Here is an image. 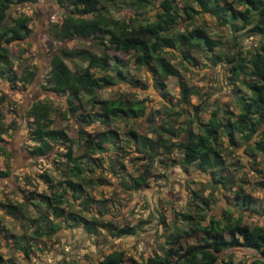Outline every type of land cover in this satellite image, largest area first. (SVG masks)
<instances>
[{
  "label": "trees",
  "instance_id": "trees-1",
  "mask_svg": "<svg viewBox=\"0 0 264 264\" xmlns=\"http://www.w3.org/2000/svg\"><path fill=\"white\" fill-rule=\"evenodd\" d=\"M35 1L37 0H0V78L13 86L18 82L23 86L30 85L35 72L25 71L19 76L14 69L10 45L28 39L31 35V19L23 14L13 18L10 11L14 7ZM111 1L113 0H68V12L47 29V44L52 56L45 78V90L57 96H65L66 112L72 116L78 114L82 124L92 125L98 122L103 130L86 134L82 144L84 153L80 157H73L72 140L65 131L52 128L51 105L37 101L26 110L30 125L29 140L33 142L30 154L43 156L51 151L52 144L68 143L64 156V184L57 183L60 188H56L49 196L40 195L39 201L32 199L30 205L42 208L36 217L28 218L26 209L21 205H2L8 216L23 217L32 224L30 237L6 235L8 239H14V243L26 257L31 253L29 240L50 239L63 228H80L91 238H96L102 232L112 238L134 236L140 228L139 225H117L111 220L104 221L91 214L87 208L92 199L85 194V188L94 185L89 174L94 173L93 166L98 160L93 156L117 149L115 144L118 135L107 129L110 122L136 123L145 114L142 101H129L123 94L115 99L95 100L102 89L117 83L131 86L138 83L112 57L114 53H124L133 65L152 71L161 79L158 85L164 90L162 82L170 76L178 75V70L164 57L165 53L178 55L181 65L186 68L184 62H197L194 52H207V59L213 65H223L224 81L234 96L235 115L227 109L216 107L210 112L206 122H199L197 126L189 128L188 124L198 118L196 112L203 104L202 101L200 105H194L195 114L183 128L175 129L166 122L160 125L159 130L153 129L156 139L138 134L131 128L127 135L147 160L156 158L160 152H166L167 155L176 152L178 160L174 161L175 164H180L185 169L193 167L199 172L210 173L215 182L226 186L231 184L229 178L222 175L215 177L216 171L222 166L223 153H231L242 143L249 144L248 149L251 151L264 155V0H161L155 14L145 19L114 16L108 7ZM127 4L134 10L144 11L149 6H154V0H129ZM197 16L202 19L208 17L230 31V41L223 44L227 45L224 47L229 48L232 54H228L226 48L219 47L222 44L219 40L205 36L201 27H194ZM245 34L258 37L259 42L252 51L243 55L241 46L238 48L239 42L235 39ZM74 38L97 42L101 46V54L68 50L53 44ZM68 62H74L75 67H70ZM179 90V103H187L191 96L201 94V89L187 87L182 82H179ZM162 95L167 96L168 93L164 90ZM4 100V96H0V107ZM93 106H98V113H80L85 108L92 111ZM58 114L63 116L65 113ZM2 117L0 112L1 133ZM151 120L149 118L147 122ZM179 136L181 140L178 139ZM253 137L256 139L252 142ZM120 146L118 148L122 149ZM172 148L176 150L171 151ZM167 160L161 158L158 162L165 164ZM110 168L117 175L112 165ZM148 168L149 164H146L137 170L136 175L122 181L124 191L148 188ZM120 169H123L122 165ZM6 175L7 173L0 174ZM44 177L47 183L53 182L48 175ZM53 187L55 186H51ZM68 197L79 202L81 209L78 212L64 211L61 207L69 202ZM196 197L199 198L197 195ZM239 198L236 193L233 199L236 201ZM252 201L250 195H244L237 206L246 205V208L253 209ZM202 203L204 204L203 201ZM103 205L104 202L101 203V209H104ZM203 210L205 209L198 207L191 213L183 214V224L169 226V233L163 235L165 247H162L161 255L154 254L138 263L126 258L123 251H112L102 254L99 264H122L126 261L130 264H218L221 254L237 247L253 251L259 256L251 264H264V226L250 227L241 221V217L231 214L227 218H210L206 221L207 215L202 213ZM191 238L195 240L189 242ZM7 263L0 255V264ZM220 263L237 264L230 256Z\"/></svg>",
  "mask_w": 264,
  "mask_h": 264
},
{
  "label": "rangeland",
  "instance_id": "rangeland-1",
  "mask_svg": "<svg viewBox=\"0 0 264 264\" xmlns=\"http://www.w3.org/2000/svg\"><path fill=\"white\" fill-rule=\"evenodd\" d=\"M67 1L37 0L14 7L10 11L13 18L23 14L31 19V35L28 39L10 45L14 69L19 76L25 71L35 72V76L32 83L26 86L21 82L13 86L0 78V96L5 98L0 107L3 116V132H0V174L7 173L6 176H0V255L4 261H8L7 264H99L102 254L123 251L126 258L139 263L154 254L161 255V249L165 247L163 235L169 233V226L183 224L182 215L191 213L198 207L205 209L202 213H206V221L210 218H227L231 214L241 217V221L250 227L264 226V155L248 149L249 144L241 143L231 153L222 154L223 163L220 170L216 171L215 177L224 175L231 180V184L223 186L215 182L210 173L199 172L193 167L185 169L180 164H175L174 161L178 160L176 152L167 155L165 164L159 163L158 158L147 160L127 135L133 128L138 134L156 139L157 135L153 133V129L159 130L160 125L166 122L179 130L195 114L194 105H200L202 101L203 104L196 112L198 118L191 127L199 122H206L210 112L216 107L227 109L235 115L234 96L224 81L223 65H213L207 59V52H194L197 62H184V68L178 55L165 53L164 57L178 70V75L170 76L162 82L164 90L168 93L163 96L164 90L158 85L161 82L159 77L149 69L133 65L124 53H114L112 57L129 73L128 76L138 83L136 86L117 83L102 89L95 100L115 99L119 94H123L129 101H142L145 114L136 123L110 122L107 129L118 135L115 144L117 149L93 156L98 159L93 166L94 173L89 174L94 185L86 187L85 194L92 199L87 205L91 214L104 221L111 220L117 225H139L137 234L112 238L102 232L96 238H91L80 228H63L50 239L29 240L31 253L28 257L18 249L14 239L6 237L7 234L30 237L33 228L28 219L8 216L2 205H21L26 209L27 217L34 218L42 208H35L29 203L33 200L39 201L40 195L49 196L56 188H60L57 183L65 181L64 156L68 143L52 144L51 151L43 156H33L29 152L33 142L29 140L30 125L26 110L32 103L42 101L51 105L52 128L65 131L72 140L73 157H80L84 153L82 144L86 134L103 130V126L98 122L92 125L82 124L78 114L72 116L66 112L65 96H57L44 88L52 56L47 44V29L51 23L59 22L68 12ZM160 1L154 0V6H149L144 11L134 10L127 4L129 0H113L108 3V7L117 17L145 19L155 14ZM197 17L194 27H201L205 36L219 40L222 43L219 47L226 48V52L232 54L229 48L224 47L227 45L223 44L230 41V31L208 17ZM181 27L179 26L183 30ZM235 40L239 42L238 48L241 46L243 55L252 51L259 42L258 37L246 34ZM53 44L55 47L86 50L97 55H100L102 50L95 41L77 38ZM68 65L75 67L74 62H68ZM179 82L187 87L201 89V94L191 96L187 103H179ZM98 109V106H93L92 111L85 108L80 113L94 114L98 113ZM58 113L65 114L62 116ZM149 118L152 120L147 122ZM178 139L181 140V137ZM255 139L256 137H253L252 142ZM119 146L122 149H119ZM87 156L90 157L89 154ZM146 164H149L150 172L148 188L124 191L122 181L136 175L137 170ZM110 165L117 175L113 173ZM121 165L123 169L119 170ZM44 175L51 177L53 182L47 183ZM240 189L242 191H239ZM236 193L240 198L235 201L233 198ZM244 195L253 198V209L246 208V205L237 206ZM68 198L69 202H65L61 207L64 211L78 212L81 209L79 202L74 201L72 197ZM101 201L104 202V209H101ZM193 240L195 239L191 238L188 241ZM229 256L237 264H251L259 258L253 251L237 247L221 254L218 264H222L220 261L227 260Z\"/></svg>",
  "mask_w": 264,
  "mask_h": 264
},
{
  "label": "flooded vegetation",
  "instance_id": "flooded-vegetation-1",
  "mask_svg": "<svg viewBox=\"0 0 264 264\" xmlns=\"http://www.w3.org/2000/svg\"><path fill=\"white\" fill-rule=\"evenodd\" d=\"M195 113V112H194ZM196 120H197V117L194 119V122H196ZM191 124L192 123H189L188 124V127L189 128H192L191 127ZM197 126V125H196ZM180 136H182V135H180ZM174 150H176L175 148H172L171 149V151H174ZM162 152H160V154L156 157V158H158V159H161V158H167L168 159V156H167V154H166V152H163L164 154H161ZM221 159H222V157H221ZM220 177V176H219ZM222 177H224V175H222Z\"/></svg>",
  "mask_w": 264,
  "mask_h": 264
}]
</instances>
